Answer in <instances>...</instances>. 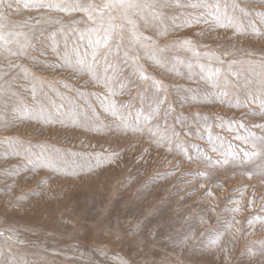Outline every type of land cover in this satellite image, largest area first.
<instances>
[{"label":"snow or ice","instance_id":"1","mask_svg":"<svg viewBox=\"0 0 264 264\" xmlns=\"http://www.w3.org/2000/svg\"><path fill=\"white\" fill-rule=\"evenodd\" d=\"M246 2L264 6V0ZM22 8L34 11L36 15L17 22L13 16L19 15ZM238 11L244 15L249 14L248 9L241 8L237 3H228L227 0H100L99 3L96 0H0V127L7 129L17 121L27 120L47 125L68 122L74 126L83 125L89 131L125 136L129 133L146 134L150 144L154 143L158 149H166L167 154H180L186 158L187 163L204 166L203 171L181 173V177L215 181L216 173L220 170L243 168L249 179L253 176L264 179V122L251 125L243 121L226 122L222 116L209 117L194 112L191 118L199 130L193 132L192 127L186 125L187 118L176 112L177 103L180 107L186 104L191 107L193 103L227 104L230 107H248V115L264 121V58L260 61L245 60L241 62L245 66L234 68L236 60L224 59L231 55L227 50L219 53L200 51L191 39L160 46L152 36L144 35L150 29L157 30L159 36L167 35L168 29L162 26L168 21L176 28L205 24L209 26V30L232 28L240 33L243 23L237 16ZM73 13L81 14L80 19H72L67 24L53 15L72 16ZM256 15L261 25H264V11L256 12ZM45 25L59 27L49 34L50 30ZM251 28L253 35L264 37V28H257L255 22L251 24ZM60 38L64 41L63 46L59 42ZM73 38L75 39L69 50V42ZM186 53H191L192 59H182L181 54ZM49 58H52L51 62ZM143 59L152 60L159 67L177 75H181V68L186 67L189 79L195 80L197 85L203 81L207 87L203 91L198 87L187 89L186 92L192 93L190 97L185 95L179 101L170 100L163 82L145 73L140 63ZM169 63L171 68H168ZM45 66L48 69H64L70 75H86L102 92L92 93L91 96H95V100H92L91 96L68 83L46 79L42 75ZM142 82H147L148 86L145 87ZM59 85L67 92L60 91ZM134 88L139 89L136 97L140 103H147V114L143 108L137 110L131 96L127 102L117 101V96L128 95ZM68 92L73 94L69 95ZM257 94L258 110L249 107L250 104H257ZM101 113L112 119L102 121ZM170 117L173 121L171 124ZM177 124L181 125L179 131ZM216 128L232 132L231 140L219 132L214 134L213 130ZM253 129H258L259 132ZM182 136L201 140L206 138L215 157L200 145L191 144L189 148L187 142L181 141ZM232 140L239 141L246 147H237ZM0 143L7 145L5 159L20 157L24 161V171L48 169L60 173L67 164V154H61L59 150L49 151L42 144L36 150V146L25 144L15 137H8ZM191 149H195V152ZM72 155L78 156L79 153ZM90 155L95 156V163L85 161L78 164L73 161L72 175L79 174L75 169L91 173L104 163H112L119 153L104 151ZM178 168L177 164L164 172H157L156 175L167 179L175 175ZM20 170L18 166L15 170L4 172L6 194H11L15 187L14 182L8 183V177L18 175ZM191 183L190 179L179 187L173 184V187H177V192L170 195H179V191ZM213 186L223 187L219 183H214ZM198 188L205 191L195 203H201L204 196L213 197L211 188H206L204 183L192 188L185 196H192ZM233 191L239 192L240 197H227L225 206L219 213L215 206H208V212L216 215L217 222L199 235L196 234L194 223H207L203 211L183 221L178 217L171 225L165 221L158 226L159 230L145 231L146 217L129 220L126 228L115 231L116 237L126 241L130 247L135 246L145 255L143 259L122 260L121 264H202V261L195 259L197 253L217 257L222 254L226 264H229L235 239L251 234L245 233L242 226L234 229V225L241 224L236 219V214L249 211L258 203L253 192L242 208L241 199L246 188L242 186ZM185 196H180V201ZM23 198L19 197L15 203L5 205L4 211L17 208ZM161 202L167 203L166 200ZM220 213L227 215L222 219ZM261 213H264V203H260L258 211L246 218L245 222L250 228L255 223L264 225V215ZM177 224L179 227H175ZM169 227L172 231L164 235V230ZM121 230L124 232L123 237L120 236ZM226 236L231 238L228 244H225ZM252 243L259 247H247L246 253L241 255L246 254L250 258L258 255L259 259L254 264H264V242ZM23 244L18 229L8 227L0 230V264H54L46 258L45 249L28 245L31 251L27 252L23 250ZM157 244L161 250L180 249V253L172 260L167 256L157 258ZM76 247L79 252V247ZM186 248L188 256L181 259ZM80 259H86L83 252H80ZM86 264L95 262L87 259Z\"/></svg>","mask_w":264,"mask_h":264},{"label":"rangeland","instance_id":"2","mask_svg":"<svg viewBox=\"0 0 264 264\" xmlns=\"http://www.w3.org/2000/svg\"><path fill=\"white\" fill-rule=\"evenodd\" d=\"M97 3L100 0H96ZM223 2V0H222ZM228 3H237L241 8L249 10L248 15L237 12V16L242 19L243 29L240 33L232 28L222 29L214 28L209 30L205 24H193L192 27L176 28L168 21L162 27L168 29L167 35H157V30H147L144 35L152 36L160 46L165 43L171 44L184 39H191L200 51L221 52L227 50L230 56L224 57L226 60H236L234 68H240L241 62L249 59L260 61L264 58V37L252 34L251 24L255 22L257 28H264L261 25L256 12L264 11V6L258 3L246 2V0H227ZM191 11V10H189ZM34 11L21 9L19 15H14L13 19L22 22L30 16H34ZM61 18L67 24L72 19H80L78 13L72 16L64 14H53ZM59 26L45 25L49 29V34ZM201 33H203L201 35ZM69 42V50L72 43ZM63 46V39L59 40ZM185 60L192 59L191 53L181 54ZM52 58H49L51 62ZM174 62V60L172 61ZM145 73L156 80L162 81L168 89L169 99L179 101L191 92H186L190 88H199L203 91L207 86L203 81L197 85L196 81L188 78L186 67L181 68V75L159 67L152 60L143 59L140 61ZM227 67V65H225ZM168 68H171L169 63ZM198 71V70H197ZM42 75L46 79H55L72 85L80 92L91 96L92 93H101L102 89L90 82L86 75H70L64 69L52 68L46 66ZM147 87V82H142ZM60 91L67 92L62 85L58 86ZM138 88H134L132 93L123 96H117V101L127 102L131 96L133 104L137 110L144 109L145 114L149 111L147 103L141 104L136 97ZM72 95L73 93L68 92ZM78 94V93H76ZM144 93H141L143 95ZM27 96V93H24ZM95 100V96H91ZM243 99V97H241ZM257 104H250L249 107L258 110L259 95L256 97ZM190 102V101H189ZM98 103V101H96ZM99 111V109H98ZM176 112L182 113L186 117V125L191 126L193 132L199 130L196 128L191 114L199 112L209 117L222 116L225 121H243L245 124L264 122L258 117L248 115V107H230L227 104L216 103L203 105L193 103L191 107H180L176 104ZM102 121H110L112 118L101 113ZM173 121L169 118V124ZM212 123V120H209ZM179 131L181 125H176ZM202 128V126H201ZM187 128H185V131ZM259 132L258 129H253ZM214 134L219 132L222 136L231 140L232 132L221 131L216 128ZM8 137H15L25 144L31 143L39 150L42 144L47 150L55 152L59 150L61 154H67L68 160L64 171L60 173L52 172L48 169H38L35 172L24 171V161L20 157H11L5 159L4 153L7 145L0 143V230L13 227L19 230L20 238L23 240V250L30 252L28 245H35L39 249L46 250V258L53 261L54 264H86L87 259H92L95 264H121L122 260L131 261L143 259L144 253L130 247L124 240H118L115 234L117 229L127 227V222L135 218L145 219L148 229H157L167 221L172 224L178 217L181 221L185 218L194 216L197 212L203 211L207 223H194L196 234L206 232L216 225L217 217L208 212V206L213 205L219 213L225 206L224 201L227 197H240L239 192L233 189H239L242 186L246 188L244 196L241 199L243 208L249 197L255 192L258 201L256 206L249 211L236 214V219L241 224L234 225V229L241 227L245 233L250 235L237 237L234 241L235 247L231 248V261L229 264H254L259 256L248 257L247 247L257 249L258 244L252 242H264V225L255 223L252 228L245 222L254 212L258 211L259 204L264 203V179L253 176L251 179L244 174L243 168L227 171L220 170L216 173L215 181H204L202 179H193L192 177H181V173L200 172L204 166H196L186 162L180 154H167L166 149H158L157 146L149 143L146 134H124L100 133L89 131L83 125L74 126L71 123H54L51 125L37 124L31 121H17L14 126L7 129L0 127V142ZM181 141L187 142L189 148L191 144L200 145V147L215 157L211 153L210 146L204 140L194 139L192 136H182ZM179 142V141H178ZM237 147H246L239 141L232 140ZM147 149V151H143ZM107 151L111 153L116 151L119 156L112 163H104L101 167H96L91 173L75 169L79 174L72 175L73 161L83 163L85 161L95 163V156L92 153H102ZM175 152V149L173 150ZM194 153L195 149H191ZM72 153H79L78 156ZM169 161L171 163H169ZM179 165L175 175L167 179H161L157 172H164ZM20 167L18 175L8 177V183L15 184L11 194H6L4 188V172L15 170ZM180 177L178 180L177 178ZM192 180L190 185L184 186L179 195L171 196L170 193L177 192V187L184 185L185 181ZM42 181H44L42 183ZM200 183H204L206 188H211L213 197L204 196L201 203H195L200 200L205 189H197L192 196H185V193L195 188ZM214 183L223 185L222 188L214 187ZM36 193H39L37 195ZM180 196H185L180 201ZM24 197L19 201L17 208H9L4 211L5 205L15 203L17 198ZM166 200L167 203L161 201ZM178 201H180L178 203ZM231 207V205H228ZM221 218L227 214L220 213ZM264 215V213H261ZM179 227V225H175ZM169 227L164 230V235L171 232ZM8 233H5L7 235ZM120 236L124 232L120 231ZM161 239V237H157ZM230 237H225V244H228ZM79 247V252L77 247ZM158 257H165L169 260L176 259L180 249L168 248L167 251L161 250L160 245H156ZM102 250V251H101ZM80 252L85 255V260L80 259ZM188 256V249H184L180 258ZM149 258H152L149 256ZM195 259L202 261V264H226L223 255L214 256L212 254H196Z\"/></svg>","mask_w":264,"mask_h":264}]
</instances>
